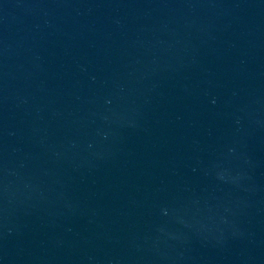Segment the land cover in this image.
Instances as JSON below:
<instances>
[{
    "label": "water",
    "instance_id": "1",
    "mask_svg": "<svg viewBox=\"0 0 264 264\" xmlns=\"http://www.w3.org/2000/svg\"><path fill=\"white\" fill-rule=\"evenodd\" d=\"M0 264H264V0H0Z\"/></svg>",
    "mask_w": 264,
    "mask_h": 264
}]
</instances>
